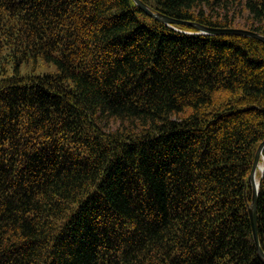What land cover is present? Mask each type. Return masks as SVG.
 Segmentation results:
<instances>
[{
  "label": "trees",
  "instance_id": "1",
  "mask_svg": "<svg viewBox=\"0 0 264 264\" xmlns=\"http://www.w3.org/2000/svg\"><path fill=\"white\" fill-rule=\"evenodd\" d=\"M143 1L264 35V0ZM196 32L134 0H0V264H264V42Z\"/></svg>",
  "mask_w": 264,
  "mask_h": 264
},
{
  "label": "water",
  "instance_id": "2",
  "mask_svg": "<svg viewBox=\"0 0 264 264\" xmlns=\"http://www.w3.org/2000/svg\"><path fill=\"white\" fill-rule=\"evenodd\" d=\"M138 7L145 12L147 15L151 16L155 20L174 25V24H186L191 25L194 27L197 32L196 33H204V34H212V35H245L257 38L264 42V35L250 29L240 28V27H213L204 25L194 21H186L180 20L173 17H170L166 14H163L158 11H154L147 3L143 0H134ZM263 163L261 170L260 164ZM260 171L261 176L258 178V172ZM264 173V139L259 144L254 163L249 175V181L252 185V202L250 204L249 214H250V221L252 226L253 238L254 243L257 248L258 255L264 261V250L261 246L260 239H259V230H258V196H259V189L261 185L262 175Z\"/></svg>",
  "mask_w": 264,
  "mask_h": 264
},
{
  "label": "bare ground",
  "instance_id": "3",
  "mask_svg": "<svg viewBox=\"0 0 264 264\" xmlns=\"http://www.w3.org/2000/svg\"><path fill=\"white\" fill-rule=\"evenodd\" d=\"M262 166H263V163L260 164V168H259V170H261Z\"/></svg>",
  "mask_w": 264,
  "mask_h": 264
},
{
  "label": "rangeland",
  "instance_id": "4",
  "mask_svg": "<svg viewBox=\"0 0 264 264\" xmlns=\"http://www.w3.org/2000/svg\"><path fill=\"white\" fill-rule=\"evenodd\" d=\"M260 174H261V173H260V171H259V172H258V178L260 177Z\"/></svg>",
  "mask_w": 264,
  "mask_h": 264
}]
</instances>
